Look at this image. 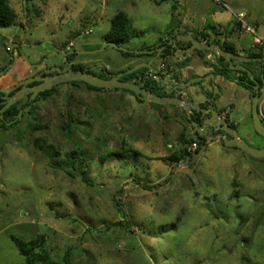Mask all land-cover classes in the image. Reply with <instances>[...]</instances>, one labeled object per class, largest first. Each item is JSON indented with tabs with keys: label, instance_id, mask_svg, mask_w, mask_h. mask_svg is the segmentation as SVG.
Returning <instances> with one entry per match:
<instances>
[{
	"label": "rangeland",
	"instance_id": "1",
	"mask_svg": "<svg viewBox=\"0 0 264 264\" xmlns=\"http://www.w3.org/2000/svg\"><path fill=\"white\" fill-rule=\"evenodd\" d=\"M159 1L7 0L15 21L0 28V90L62 63L68 50L98 49L119 12L132 22L124 48L156 46L181 29L170 3ZM228 5L222 25L232 27L239 12L257 24L239 48L264 41V0ZM258 46L264 55V42ZM72 59L111 75L150 58L107 48ZM251 67L258 74V64ZM240 90L222 98L224 107L233 103L235 121L247 105L235 97ZM31 109L21 110L15 127L0 129V264H24L10 236L23 243L43 237L50 260L70 264H264V159L206 140H195L197 150L185 157L184 140L195 136L183 110L139 103L122 91L59 84ZM259 115L264 126V102ZM236 130L251 147H264L243 124ZM72 158H81L80 167Z\"/></svg>",
	"mask_w": 264,
	"mask_h": 264
},
{
	"label": "water",
	"instance_id": "2",
	"mask_svg": "<svg viewBox=\"0 0 264 264\" xmlns=\"http://www.w3.org/2000/svg\"><path fill=\"white\" fill-rule=\"evenodd\" d=\"M190 42L191 46L184 49V56L183 59H186L189 57L190 52L194 49L200 50V51H208L213 54H215L218 58H222L224 63L228 64V68L231 71H240L243 73H246L247 77L252 82V88L253 91L250 93L251 96V119H252V128L256 135L264 139V126L261 122L260 115H259V105L264 100V77L261 75L260 80L262 83V86H259V82L253 78L252 72L247 69L243 64L245 62H260L263 60V58H244L236 56L235 54L231 52H227L223 50L219 45L216 44H208L204 41H196L194 40L190 34H188L187 37ZM170 52L173 53L176 49V46L173 44V42L169 43ZM107 48H113L118 51H122L124 53H133V54H150L153 51H143V50H127L123 46H118L115 43L104 41L102 45L95 50L92 51H75L74 53L76 55H94L96 53L103 52ZM163 48H160L158 51H162ZM159 53V52H157ZM21 56L23 59V54L21 53ZM155 58L151 59L147 63H141L138 65H135L131 69L120 72L117 74L109 75L108 79H102L98 76H94L91 71H93V68L86 69L84 72L81 71H73L68 70L63 73L55 74L48 77H33L26 79L22 82H20L18 85H24L22 90L15 94L13 97H10L4 104L3 108L0 109V119H2V113L7 110L11 105L17 103L20 99H22L23 96L26 95V89L25 86L28 83L34 82V81H42V84H39L35 87H31L28 89V91L31 93L30 101L33 102L35 98L38 96L39 93H43L46 91H50L53 89L54 86H57L59 84H65V83H84L86 85H89L91 87L97 88V89H103V90H127L134 94V96L142 101V102H148L152 104H156L159 106H178L180 107L184 113L187 115L188 120H191V116L193 114H200V120L202 122V125L197 128L199 131L204 126H209L213 131L220 130L223 132V134H219L214 138H206V141H216L220 139L223 143V145L227 148H235L240 151H242L244 154L248 155L249 157H252L254 159H264V147L260 149H256L251 147L246 141L238 136L237 130L235 128H232L229 123L225 120V118L221 117V114L215 107V103L217 102L218 98H214V94L211 97V99L208 101V105L205 108L200 107L198 104H193L192 102H187L183 100L182 98H178L175 96H170L174 90L178 89H186L187 87L191 86L193 83L201 82L203 80H206V78L203 77H196L193 79H190L187 82L181 83L180 85L171 88L167 90L164 88L165 95L164 96H158L156 94H153L151 91L146 89L145 87V81H143L140 84H135L131 82L122 81L121 78L124 75L130 74L134 72L135 70H138L140 68H146L147 71L145 72L146 76L153 75H159L158 69L154 68L152 66V62ZM234 60L238 61V64H234ZM176 61H182L181 59ZM101 67V66H98ZM179 73V70H177ZM172 76V75H171ZM170 76V77H171ZM210 80H213V75L209 76ZM236 82V81H235ZM211 86L213 87V90L218 92V88L215 87V84L211 83ZM216 89V90H215ZM4 94H7L10 89L6 90H0ZM206 96V95H204ZM219 98L222 96L221 92L219 93ZM31 106L27 107L25 111H29ZM22 114V111L18 113V115L15 117L13 121L10 123H7V125L12 124L15 122L17 118H19ZM191 124L193 127H197V124L193 121H191ZM230 137V138H229ZM207 146V145H206ZM205 146V147H206Z\"/></svg>",
	"mask_w": 264,
	"mask_h": 264
},
{
	"label": "crops",
	"instance_id": "3",
	"mask_svg": "<svg viewBox=\"0 0 264 264\" xmlns=\"http://www.w3.org/2000/svg\"><path fill=\"white\" fill-rule=\"evenodd\" d=\"M152 1L155 2V0H152ZM163 1L170 3L171 11H172L171 19L175 22V24H178L179 28H181V29H178L176 32L169 33V36L165 35L167 37V39L163 38V41L167 42L168 45L170 42H174L175 40H178V39L182 40L181 39L182 37L180 36L182 34H186L187 37H188V34H190L191 37L194 40H196L194 38V35H193V32H195L197 34L200 33V34H203L206 36V38H204V39H201L200 36L198 37L201 41H204L205 43L216 44V45H219L220 47H223L224 45L232 46L234 48V50L236 51V56H239V57L248 58L247 54L257 53V52H259V50H262L258 46L262 42H264V41H262V39L261 40L259 39L258 42L255 39L249 49L239 48V41L246 32H244L240 29V24H239V27L236 26L238 24V21L236 19L234 20L232 27L228 26L227 25L228 23H226V25L225 24L222 25L220 23L222 20L227 19V17H223V15H224V13H227L226 12L227 10L231 11V9L228 7L229 6L228 3L232 0H227L228 3H226L223 0H219L220 4L217 3L216 0H160L159 3L163 2ZM239 14H243L244 19L248 18L249 20H252V16L249 13L245 14L243 12H239V13H236L234 15L237 16ZM209 20H212V22L208 23ZM245 23H246V21H245ZM197 24L199 25V27H195V29L194 28L189 29L187 27H186V29H182V26H195ZM253 24L251 23L250 25H253L252 28H254L256 31L257 24H255V23H253ZM229 28L231 29L230 31L226 30ZM196 41H199V40H196ZM186 48H188V47H185V49ZM195 50L196 49H194L190 52V55L188 57V58H190V63L188 64V66H186L184 68H180V67L173 66V64H171L170 61H172L174 64H177V63H179V61H176V60H179V59H181L182 61L185 60V59H183V56H184L183 50H181V51H175L174 50V52L171 53L170 49H169V52L171 54L170 57H168L165 61L159 62V65H161L163 68V70L161 71L160 77L161 78L165 77L166 79H168L169 81H166V82L169 85H171L172 82L173 83L179 82V84L187 82L186 80L190 77L206 78V80H203V83H201V87L205 91L212 92L214 94V98H218L217 102L215 103L216 104L215 107L217 108L218 111L221 109H224V112H223V114H221V117L225 118V116L227 115L229 123L232 124L235 127V129H237L239 124H243L244 131H245V134L247 135V137H249V138H251L253 136L255 137L256 135L253 131L252 126L250 125L251 122L249 124V120L252 121L251 110H250V108H251V96H250L249 91H247L244 88H242L241 86L237 85V83L235 81L232 82V81H228V80L224 79L221 76H214L213 75V68H211L210 65L216 64L215 57H214L215 54L213 55V53L212 54L203 53L204 51L196 50V51L202 52V53L198 54V53L194 52ZM206 52H208V51H206ZM201 55L203 58H200ZM182 61H180V62H182ZM204 62H207V64H209V65H204ZM245 63H249V62H245ZM254 63L258 64V62H254ZM166 66H168L169 69L166 68ZM177 70H179L178 74H176L178 72ZM252 70H253V68H252ZM12 75H13V72L11 74V77H12ZM210 75H213V80L209 79ZM170 76L175 77V78L171 81ZM150 77L153 79L155 78V80H157V81L160 78L159 75H153V74ZM5 81H7L6 78H5ZM166 82L164 81V84H163L164 86L162 85L161 87L169 90V85L166 87ZM198 83L199 82L193 83L191 86L187 87V91H185L184 93H186L187 96L190 97L191 102L193 104H198V105L204 104L203 107H205L208 104V100L205 99V96L202 95V93H201V95H199V97L196 96L197 92H195V91L198 90V92H199V90H200V89H198L199 85H195ZM211 83L217 85L218 92L213 90ZM227 89L234 90V91H235V89H241L240 93L236 92L237 94L235 97L236 98L242 97L243 102H246L248 105V106L246 105L245 113H244V115H242V118L240 119V121L239 120L235 121V120H232L230 118L231 114L234 110L233 103L227 107L222 106L223 94L227 93V92H225V91H227ZM163 92H164V89H163ZM220 92H221L222 96L219 98L218 95ZM213 94H212V96H213ZM187 102H189V101H187ZM262 102H264V100ZM262 102L260 103V105L262 104Z\"/></svg>",
	"mask_w": 264,
	"mask_h": 264
},
{
	"label": "trees",
	"instance_id": "4",
	"mask_svg": "<svg viewBox=\"0 0 264 264\" xmlns=\"http://www.w3.org/2000/svg\"><path fill=\"white\" fill-rule=\"evenodd\" d=\"M25 1H27V0H25ZM14 21H15V15L12 12L11 8L9 7L7 0H0V28L1 29L8 28L14 24ZM236 26L239 27V23ZM131 28H132V22L130 21V19L123 12H119L111 19L110 31L106 35H104L103 41L112 42L118 46L124 47L131 38ZM193 35H194V38L196 40L199 36L201 39L206 38L205 35L200 34V33L197 34V33L193 32ZM167 36H169V34H167ZM165 43L166 42L163 41V38H160V39H158L156 46L139 48V50H149V49L157 47L159 44L164 45ZM221 48H223L227 52H231L233 54H236V51L234 50V48L232 46L224 45ZM118 52L125 58H139L142 56H146V55H136L133 53H124L122 51H118ZM194 52L198 53V54L202 53V52L196 51V50ZM203 53L212 54V53L206 52V51H204ZM170 55L171 54H170L169 50H164L161 53L160 58L163 61H165L168 57H170ZM247 56H248V58H251V59L264 57L261 50H259V52H257V53H249V54H247ZM214 57H215L216 64L210 65V67L213 68V75L214 76H221L224 79H226L228 81H232V82L236 81L237 85H239L242 88H244L245 90L251 92L252 82L247 77L246 73H243L240 71H231L228 68V64L224 63L222 58H218L215 55H214ZM200 58H203L202 55ZM170 62H171V64H173V66L184 68V67L188 66V64L190 63V58H186L185 60H183L182 62H179L177 64H174L172 61H170ZM250 64H257V63H254L251 61V62L247 63L246 65L248 66ZM204 65H209V64H207V62H204ZM132 67L127 68L126 70H123L121 72H125V71L131 69ZM166 68H168V66H166ZM74 70L75 71L78 70L81 72L85 71L83 65H76L74 67ZM146 70H147L146 68H140V69L135 70L134 72H132L130 74L124 75L121 78V80L126 81V82L135 83V84H139V83H142L143 81H145V87L149 91H151L153 94H156L158 96H164L165 94H164V92H162L163 88L160 86V84L157 80H155L151 77L145 78L146 75L144 72ZM91 73L94 76H98L102 79H108V77L106 75L109 76V74H107L103 69L101 71H99V73H96L95 71H91ZM254 78L259 82V84L261 83L259 77H254ZM65 84L74 85L77 83L73 82V83H65ZM80 84L85 85L87 89L95 91V92L111 91V90L97 89V88L91 87L89 85H86L84 83H80ZM195 85H198V84H195ZM114 91H122V92L128 93V94L132 95L139 103H143L142 101L138 100L134 96V94L131 93L130 91L118 90V89H114ZM51 92H52V90L46 91L44 93H40L39 96L40 97L49 96V95H51ZM209 96L212 97V92L209 93ZM150 104L153 107H157V108L161 107V106L156 105V104H152V103H150ZM31 105H32V102L28 101V100H26L25 103L17 102L15 104L11 105L7 110H5L1 114L2 119H0V129H9V128L15 127L16 126L15 122H13L10 125H7V123H10L11 121H13L21 110H25L27 107H29ZM30 111H32L31 107H30V110L28 112H30ZM223 112H224V109L219 110V113L223 114ZM24 113H26V111ZM225 117L228 120L227 115ZM261 122L263 124V121H261ZM231 126L234 128V126L232 124H231ZM256 136L259 137L258 135H256ZM261 139H263V138H261ZM195 140L202 141V142L205 141V139L200 138L197 135H195V139L190 138L188 140H184V144L186 146L183 150V153H184L185 157L190 156L186 152L187 146H189L193 142H196ZM198 151H201V148H199ZM250 158L254 159L252 157H250ZM170 159L175 161V162H178V158L175 155H172ZM72 161L74 164H76L78 167H80V165L78 164V161H81V158H78V159L72 158ZM67 167H70L72 170H76V168L74 166H69V164H67ZM67 173H68V175H70L72 177V174L70 172H67ZM83 173L84 172L81 171L80 179L82 182H84L88 185L89 182L87 181V179ZM143 187L147 188V186H143ZM118 226L121 227L124 231H128V229H129V225L127 223H123V222L120 223L119 222ZM9 238H10L11 242L14 244L18 254L24 259V264H70V261L67 258H65L63 263L51 261L49 258L48 250L45 246V240L43 237H40L39 240L37 239V240L29 242V243H23V242L17 240L13 236H10Z\"/></svg>",
	"mask_w": 264,
	"mask_h": 264
},
{
	"label": "flooded vegetation",
	"instance_id": "5",
	"mask_svg": "<svg viewBox=\"0 0 264 264\" xmlns=\"http://www.w3.org/2000/svg\"><path fill=\"white\" fill-rule=\"evenodd\" d=\"M182 38V40H184V41H186L185 43H180L182 40H175L174 42H173V44L176 46V49H175V51H181V50H184L185 49V47H189V46H191V42H190V40L187 38V36H186V34H182V35H180ZM197 40H200L199 38H197ZM104 42V41H103ZM102 42V43H103ZM160 48H163L162 49V51L161 52H159V53H157L158 52V50L160 49ZM171 48V46H169L168 45V43L166 42L164 45H161V44H159L157 47H155V48H152V49H149V50H143V51H150V50H152L153 52L152 53H150V54H136V55H146V56H148L150 59L148 60V61H150L151 59H153V58H155L154 59V61L152 62V66L154 67V68H156V69H158V71H159V77H160V75H161V71L163 70V68H162V66L161 65H159V62L160 61H163L161 58H160V56H161V53L164 51V50H169ZM136 50H139V48H137ZM65 56H66V59H64L63 60V62L62 63H60V64H54V65H51V66H46V67H44V69H41L40 71H38L35 75H33L31 78H33V77H39V78H43V77H48V76H52V75H55V74H59V73H63V72H65V71H68V70H73V71H75L74 70V67L76 66V65H82V64H79V63H76V62H74V60L72 59V55H74L75 56V54H74V51H70V50H68L65 54H64ZM236 55V54H235ZM264 56V55H263ZM74 58V57H73ZM260 58H263V60L262 61H260V62H258V74H256V71L253 69H249L248 68V66L246 65L247 63H244L243 65L247 68V69H249L251 72H253L252 74H253V76L254 77H259V79H260V77H261V75H263V77H264V57H260ZM147 61V62H148ZM147 62H145V63H147ZM234 63L235 64H238V61H236V60H234ZM86 69H89V68H85L84 67V70H86ZM78 71V70H77ZM147 71V70H146ZM145 71V72H146ZM144 72V73H145ZM113 75V74H112ZM108 78H109V76L108 75H106ZM174 76V75H173ZM148 76H146L145 78H147ZM150 77V76H149ZM253 77V78H254ZM175 77H171V81L174 79ZM193 77H190V78H188L186 81H188V80H190V79H192ZM255 79V78H254ZM164 81L165 80H163V79H161V77L159 78V80H158V82H159V84H160V86H162L163 84H164ZM261 81V80H260ZM201 83H203V81L202 82H199L198 83V85H199V88L198 89H200L199 90V92L200 93H202V95H206L205 96V99L206 100H210L211 99V97L209 96V93L210 92H208V91H205L202 87H201ZM39 84H42V81H34V82H31V83H28V84H26V86H25V89H26V95L25 96H23L22 97V99H26V100H28V101H30V96H31V93L28 91V89L29 88H31V87H35V86H37V85H39ZM140 84V83H139ZM169 84H166V87L168 86ZM178 85H180L179 84V82H172L171 83V85H169V89H171V88H174V87H176V86H178ZM164 86V85H163ZM259 86L261 87L262 86V83H260L259 84ZM24 87V85H18L17 83L16 84H14L11 88L12 89H10V91L7 93V94H4L3 92H1L0 91V109L1 108H3V106H4V104H5V102L10 98V97H13L15 94H17L18 92H20V90H22V88ZM251 88H252V86H251ZM147 89V88H146ZM164 89V88H163ZM52 90V89H51ZM50 90V91H51ZM185 91H187V88L186 89H178V90H174L173 92H172V94L170 95V96H176V97H178V98H182L183 100H185V101H189V102H191V99H190V97L189 96H187V94L186 93H184ZM253 91V88H252V90H251V92ZM163 92V91H162ZM251 92H249V93H251ZM44 93V92H43ZM40 94V93H39ZM39 94H38V96H39ZM165 94V93H164ZM213 94V93H212ZM22 99H20L19 101H21ZM18 101V102H19ZM33 103V102H32ZM207 104V103H206ZM208 105V104H207ZM207 105L205 106V107H207ZM204 106V104L202 105H200V107H202V108H205V107H203ZM184 112V111H183ZM221 114V113H220ZM186 115V114H185ZM186 118H187V115H186ZM187 120H188V118H187ZM225 120L229 123V121L226 119V117H225ZM191 121H193V122H195L196 124H197V127H193V125L191 124ZM188 123L190 124V126H191V132H192V134H194V136L195 135H197L198 137H200V138H203V139H205L206 140V138H214V137H216L217 135H219V134H223V132L222 131H220V130H217V131H213L209 126H204V127H202V129H200V131L197 129V128H199L201 125H202V122H201V120H200V114H193L192 116H191V120H188ZM229 125L231 126V124L229 123ZM232 127V126H231ZM233 128V127H232ZM235 128V127H234ZM230 138V137H229ZM216 141H218V142H221L222 143V141L220 140V139H218V140H216ZM222 145H223V143H222ZM224 146V145H223ZM225 147V146H224Z\"/></svg>",
	"mask_w": 264,
	"mask_h": 264
},
{
	"label": "built area",
	"instance_id": "6",
	"mask_svg": "<svg viewBox=\"0 0 264 264\" xmlns=\"http://www.w3.org/2000/svg\"><path fill=\"white\" fill-rule=\"evenodd\" d=\"M217 3H219V0H216ZM220 4V3H219ZM238 23L240 24V29L244 32L247 33H251V34H255V30L254 28L248 26L245 22H244V15L243 14H239L236 16ZM91 33V31L86 32L85 34L89 35ZM262 44V43H261ZM260 44V45H261ZM155 79V78H154ZM197 150V143L193 142L191 143L189 146H187L186 148V152L191 156L193 153H195V151Z\"/></svg>",
	"mask_w": 264,
	"mask_h": 264
}]
</instances>
